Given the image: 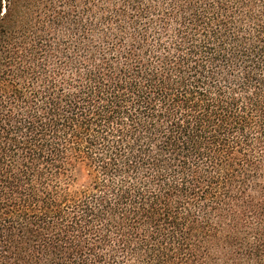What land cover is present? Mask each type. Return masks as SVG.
<instances>
[{
    "label": "trees",
    "instance_id": "16d2710c",
    "mask_svg": "<svg viewBox=\"0 0 264 264\" xmlns=\"http://www.w3.org/2000/svg\"><path fill=\"white\" fill-rule=\"evenodd\" d=\"M0 264H264V0H0Z\"/></svg>",
    "mask_w": 264,
    "mask_h": 264
}]
</instances>
